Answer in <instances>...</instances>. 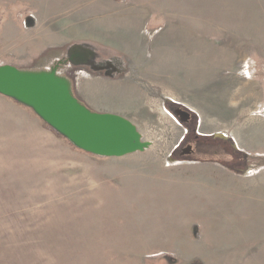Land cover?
<instances>
[{
  "label": "rangeland",
  "instance_id": "obj_1",
  "mask_svg": "<svg viewBox=\"0 0 264 264\" xmlns=\"http://www.w3.org/2000/svg\"><path fill=\"white\" fill-rule=\"evenodd\" d=\"M4 65L149 147L93 156L0 95V264H264V0H0Z\"/></svg>",
  "mask_w": 264,
  "mask_h": 264
},
{
  "label": "water",
  "instance_id": "obj_2",
  "mask_svg": "<svg viewBox=\"0 0 264 264\" xmlns=\"http://www.w3.org/2000/svg\"><path fill=\"white\" fill-rule=\"evenodd\" d=\"M0 95L30 108L76 149L97 157L120 158L149 144L128 119L90 111L72 94L69 81L49 72H24L0 66ZM178 115H182L177 111Z\"/></svg>",
  "mask_w": 264,
  "mask_h": 264
},
{
  "label": "trees",
  "instance_id": "obj_3",
  "mask_svg": "<svg viewBox=\"0 0 264 264\" xmlns=\"http://www.w3.org/2000/svg\"><path fill=\"white\" fill-rule=\"evenodd\" d=\"M44 125H46L45 123H43ZM47 126V125H46ZM51 131H53L54 133H56L54 130H52L49 126H47ZM58 136H60L58 133H56ZM61 138H63L62 136H60ZM64 139V138H63ZM64 140H66V139H64ZM66 142H68L67 140H66ZM69 144H70V142H68ZM72 147H74L72 144H70ZM75 148V147H74ZM76 149V148H75ZM78 150V149H77Z\"/></svg>",
  "mask_w": 264,
  "mask_h": 264
}]
</instances>
